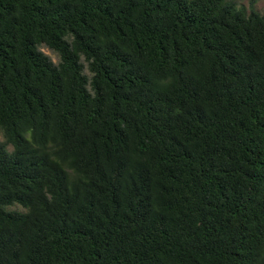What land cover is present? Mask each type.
I'll use <instances>...</instances> for the list:
<instances>
[{"label": "trees", "instance_id": "1", "mask_svg": "<svg viewBox=\"0 0 264 264\" xmlns=\"http://www.w3.org/2000/svg\"><path fill=\"white\" fill-rule=\"evenodd\" d=\"M0 130V264H264L253 3L0 0Z\"/></svg>", "mask_w": 264, "mask_h": 264}, {"label": "rangeland", "instance_id": "2", "mask_svg": "<svg viewBox=\"0 0 264 264\" xmlns=\"http://www.w3.org/2000/svg\"><path fill=\"white\" fill-rule=\"evenodd\" d=\"M233 1L236 2L238 6L245 7L248 11H250L251 5L253 3L257 11L264 13V0H233ZM41 50L45 52L46 54H48L55 62L58 61L57 55L52 50H50L48 47L42 46ZM4 140L5 138L3 136L2 131L0 130V141H4ZM10 209L22 210L23 208L19 205H15V206H11Z\"/></svg>", "mask_w": 264, "mask_h": 264}]
</instances>
